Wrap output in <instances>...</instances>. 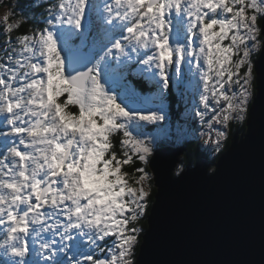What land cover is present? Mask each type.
<instances>
[{"label":"snow or ice","instance_id":"6c2138e0","mask_svg":"<svg viewBox=\"0 0 264 264\" xmlns=\"http://www.w3.org/2000/svg\"><path fill=\"white\" fill-rule=\"evenodd\" d=\"M26 11L42 27L12 37L9 23L0 43V264H141L169 89L184 104L182 65L199 76L180 117L214 132L202 151L215 175L232 122L249 123L264 0H35Z\"/></svg>","mask_w":264,"mask_h":264},{"label":"water","instance_id":"95a60500","mask_svg":"<svg viewBox=\"0 0 264 264\" xmlns=\"http://www.w3.org/2000/svg\"><path fill=\"white\" fill-rule=\"evenodd\" d=\"M254 68L249 123L232 135L215 175L198 159L174 176L185 147L154 152L156 192L141 264H264V44ZM173 158L177 164L170 166Z\"/></svg>","mask_w":264,"mask_h":264},{"label":"rangeland","instance_id":"374dc122","mask_svg":"<svg viewBox=\"0 0 264 264\" xmlns=\"http://www.w3.org/2000/svg\"><path fill=\"white\" fill-rule=\"evenodd\" d=\"M23 1H26V0H23ZM19 2H18V0H0V43H2L3 40H4V30H5V27H6L7 24L11 23L14 26V30H16V31L13 30L11 32V36L15 37V36H17V35L22 33V32L19 31V34H18L17 33V28L15 27L16 25L20 24V20L23 21V20H26L28 18L29 20H31L33 22V13H31V12H28V14H29L28 16H18L17 15V14H22L23 12H25L23 9L21 10V9L18 8L19 7L18 6ZM49 2H54V0H49ZM34 3H35V0H28L27 5L29 6L30 4H34ZM36 12H37V10H36ZM35 14L38 15L39 12H37ZM5 15H7L9 17V19L7 21L4 19ZM34 27H40V25L39 24H35L33 22V24L29 25L27 29L30 32ZM224 43H228V41H224ZM260 48H258L253 53V55L256 54L255 55L256 59H257V57H258V55L260 53V50H259ZM253 55H252V60H253V73H254V60H255V58L253 57ZM182 68L184 70V88H183V90L185 91V94H186V102L184 104H182L184 110L177 111L178 114H176V115H177V118L179 120L177 122L176 117L172 114L173 113L172 108H171L172 106L169 105L168 109H166V111L168 112V121L167 122H161V123H166V126H167L168 130H167L166 133L160 134V139L158 141V148L164 146V145H162L163 142H166L167 143L166 145H172V146H176L177 147V146H184L182 144L186 140H192V141H196L198 144H200L201 149H203V148L206 147L205 141L208 139L209 135H212L213 138H214V132L210 133L208 125L206 123L201 125L200 122H199V119L197 118L196 121H195V131L192 133L187 128H185L183 126V125H185L186 127H188L187 120H185L184 118L180 117V113L185 111V107H187L189 109L192 108V106H193L192 105V101L193 100L198 102L197 88H199L200 91H202L203 90L202 89V85L199 84V76L198 75L197 76H193L192 73H190L188 71V66L186 64L182 65ZM244 70L245 69H241L242 72ZM170 92H173V89H171V88L169 89V95H170ZM254 96L255 95L253 94V97ZM253 97H252V99L250 101V105L252 103ZM64 99H66V94L59 98V102H63ZM169 100H170V104H172L171 103V96L169 97ZM200 107H202V106H200ZM69 110H71L73 112H77L78 111V109L75 106H71V105L69 106ZM211 114L212 113L209 112L208 118L211 117ZM237 123H239V122L233 121L231 127L232 128H236L234 126H236ZM243 126L246 127V123ZM145 130L155 134V126L154 125L146 124L145 125ZM236 131H238V134L241 135V132H240L239 129L238 130L236 129ZM244 132H245V130L242 133H244ZM121 138L122 137L120 135H117V136H115L113 138L114 144H115V150L117 151L118 154H120V152H121V148H120V145H119V140ZM198 159H202V158H197L196 162H197ZM179 161H181V159ZM204 161H206V160L204 159ZM137 162H139V161L134 157L133 163L125 165L123 167V170L125 172L129 173L128 171L130 169V166H132V169L134 171L135 168L140 167V166L136 165ZM196 162L193 161L191 166L190 165H186V167L193 168L196 165ZM178 166H179V162L174 168V171H173L174 176H177L176 175V168ZM186 167H185V170H186ZM212 168H215V167L214 166H210L209 171ZM135 173H136L135 176L139 175V173H137V172H135ZM149 173L151 174V176H153L152 172L149 171ZM129 176L133 177L132 174H130V173H129ZM153 202L151 203L150 209L152 207ZM142 236H143V234H142Z\"/></svg>","mask_w":264,"mask_h":264},{"label":"trees","instance_id":"16d2710c","mask_svg":"<svg viewBox=\"0 0 264 264\" xmlns=\"http://www.w3.org/2000/svg\"><path fill=\"white\" fill-rule=\"evenodd\" d=\"M18 2H19V5H18L19 7L18 8L21 9V10L23 9L25 12H23L22 14H17V15L18 16H28L29 15L28 11H26V9L28 8V5H27L28 0H26V1L18 0ZM36 10H37V12H40L41 9L37 8ZM32 24H33V22L31 20H29L28 18L26 20H23V21L20 20L19 28H17V33L19 34V31L22 32V33L29 32V30L27 28H28L29 25H32ZM40 27H42V25H40ZM14 31H16V30H14ZM262 39L263 38L261 37V40ZM254 55H256V54H254ZM253 76L255 78L254 74H253ZM254 84H255V81H254ZM144 91L148 92V91H152V89L145 88ZM254 94H255V90H254ZM170 96H171V103H172V104H170V106H172L171 108H172V111H173L172 114L173 115L174 114H178L177 111L184 110L182 104H180L179 106L177 105V98H176V96H174V92H170ZM243 125H245V123L244 124L237 123V125L234 126L236 128H232L233 131H232L231 135L229 136V139H228L227 143L225 144V149H227L229 147V145L231 143V137L236 132V129L237 130L239 129L240 132H243L245 130V127ZM188 126H189L188 130L191 131L190 126L193 127V124H192L191 121H190ZM166 144H167L166 142H163L162 145H166ZM182 145L187 146L186 152L180 157V159L185 162V167H186V165H190L191 166L193 161H196L197 158H205L204 152L202 151V149L200 147V144H198L196 141L186 140ZM136 165L141 166L139 162H137ZM148 171H150L149 167H148ZM128 172L130 174H132V176L136 175V173L132 169V166H130V169H129ZM151 184H152V189H151L152 190V195H151L150 206H151V203L154 200V194L156 192V188L154 186L153 180H151ZM149 211H150V207H149ZM147 216L142 220V226H143V228L145 230L147 228V222H146ZM141 239H142V237H141ZM138 249H139V246L137 247V252H138Z\"/></svg>","mask_w":264,"mask_h":264},{"label":"bare ground","instance_id":"6f19581e","mask_svg":"<svg viewBox=\"0 0 264 264\" xmlns=\"http://www.w3.org/2000/svg\"><path fill=\"white\" fill-rule=\"evenodd\" d=\"M262 47H263V44L261 45L260 53H261V51H262ZM260 53H259V55H260ZM259 55H258V57H259ZM258 57H257V59H258ZM257 59L255 58L254 62H256ZM253 74H256V72H255V68H254V73H253ZM254 95H255V94H254ZM245 131H246V127H245ZM163 147H170V148L185 147L186 150H187V146H177V147H176V146H172V145H164V146L159 147V148H163ZM159 148H158V149H159ZM185 152H186V151H185ZM185 152H184V153H185ZM184 153H183V154H184ZM183 154H182V155H183Z\"/></svg>","mask_w":264,"mask_h":264},{"label":"clouds","instance_id":"9594fccd","mask_svg":"<svg viewBox=\"0 0 264 264\" xmlns=\"http://www.w3.org/2000/svg\"><path fill=\"white\" fill-rule=\"evenodd\" d=\"M254 75H255V74H254ZM254 81H255V78H254ZM145 92H147V91H145ZM174 96H176V95L174 94ZM169 97H170V95H169ZM174 115H175V117H176V119H177V122H178L179 120H178V118H177V115H176V114H174ZM189 123H190V121L187 122L188 125H189ZM183 126H184L185 128H187V129L189 128V126H188V127H186L185 125H183ZM190 129H191L190 132L193 133L194 131H193V127H192V126H190ZM181 156H182V155H181ZM181 156H180V157H181ZM179 159H180V158H179ZM202 159H205V158H202ZM195 162H196V161H195ZM211 166H213V164H211ZM149 170H150V168H149ZM150 172H151V170H150ZM152 180H153V176H152ZM146 220H147V219H146ZM146 222H147V221H146ZM141 240H142V239H141Z\"/></svg>","mask_w":264,"mask_h":264},{"label":"flooded vegetation","instance_id":"af4514ba","mask_svg":"<svg viewBox=\"0 0 264 264\" xmlns=\"http://www.w3.org/2000/svg\"><path fill=\"white\" fill-rule=\"evenodd\" d=\"M253 57L255 58V55Z\"/></svg>","mask_w":264,"mask_h":264}]
</instances>
